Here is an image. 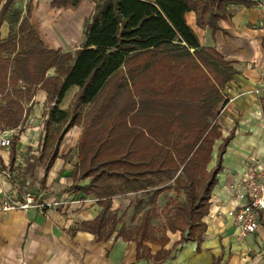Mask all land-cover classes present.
Here are the masks:
<instances>
[{
  "label": "trees",
  "instance_id": "16d2710c",
  "mask_svg": "<svg viewBox=\"0 0 264 264\" xmlns=\"http://www.w3.org/2000/svg\"><path fill=\"white\" fill-rule=\"evenodd\" d=\"M13 1L3 4L0 25ZM94 1L95 10L84 24V45L74 55L44 45L29 26V5L18 28L20 35L0 39L4 101L0 130L21 126L36 89L45 90L50 109L44 113L37 161L46 175L64 134L74 125L81 126L71 188L94 195L101 206L78 229L107 239L120 222L111 209L115 195L152 192V203L164 191L158 181L170 179L184 197L172 201L161 229L180 232L176 245L198 240L222 170V156L233 137L230 132L223 138L215 165L208 168L213 144L222 135L218 115L227 102L222 90L236 71L215 48L200 45L185 13L194 11L197 25L207 26L214 35L219 20L229 15V4L250 6L254 1ZM79 2L52 0V5L75 8ZM71 87L77 90L69 105L60 108ZM262 110L264 116V100ZM15 140H11L10 164L15 160ZM154 217L155 210L147 207L138 225L122 224L116 236L135 241L138 256L143 255L145 242L159 245L154 257L160 262L171 251L164 249L169 237L157 235Z\"/></svg>",
  "mask_w": 264,
  "mask_h": 264
},
{
  "label": "crops",
  "instance_id": "0c3cea01",
  "mask_svg": "<svg viewBox=\"0 0 264 264\" xmlns=\"http://www.w3.org/2000/svg\"><path fill=\"white\" fill-rule=\"evenodd\" d=\"M253 1L250 6L229 4V15L219 20L220 29L214 35L207 26L197 25L194 11L185 13L186 23L200 45L215 48L236 71L222 90L227 99L218 117L222 135L213 144L208 168L215 165L223 138L230 132L233 137L222 156V170L212 189L209 213L202 218L205 229L200 238L176 245L180 232L167 231L169 241L164 249L171 253L166 259L158 262L152 256H138L135 241L116 235L122 224L128 227L126 212L135 196L139 198L146 194L144 191L120 193L112 198L111 209L117 212L120 222L107 239L100 240L97 235L78 229L82 222L92 220L101 206L94 195L71 188V173L78 162L76 145L82 131L81 126L74 125L64 134L47 174L44 175L40 164L36 166L40 178L38 200L47 207L0 210V264H264V226L239 237L232 219L215 212L216 204L229 201V185L238 183L246 157L254 154L264 158V5ZM6 2L0 1V10ZM95 4L94 0H80L75 8H64L53 6L52 0H14L0 25V39H8L11 33L20 35L18 28L29 5V26L46 47L61 52H69L71 48L76 51L84 45V24L94 12ZM76 90L77 87H71L66 91L64 108ZM45 101L46 91L37 88L32 101L26 105L29 113L24 124L12 128V138L16 139L13 164L28 147L40 146L41 153L44 133L40 126L44 127L47 117L44 113L48 108ZM3 102L0 94V104ZM10 152L11 145L0 147L2 167L13 165ZM147 246L152 255L160 249L157 244Z\"/></svg>",
  "mask_w": 264,
  "mask_h": 264
},
{
  "label": "built area",
  "instance_id": "2783aa9c",
  "mask_svg": "<svg viewBox=\"0 0 264 264\" xmlns=\"http://www.w3.org/2000/svg\"><path fill=\"white\" fill-rule=\"evenodd\" d=\"M257 1L258 5H264V0ZM12 134L13 129L0 132L1 148L11 145ZM229 191V201L216 204L215 212L232 219L237 236L244 237L264 226V158L254 154L247 156L238 183L230 184ZM0 193V210L5 212L27 208L43 210L47 207L38 200L39 193L15 186L7 164L0 165Z\"/></svg>",
  "mask_w": 264,
  "mask_h": 264
},
{
  "label": "rangeland",
  "instance_id": "374dc122",
  "mask_svg": "<svg viewBox=\"0 0 264 264\" xmlns=\"http://www.w3.org/2000/svg\"><path fill=\"white\" fill-rule=\"evenodd\" d=\"M81 46V45H80ZM74 49H69V52L74 55ZM50 107V105H49ZM60 108L65 107L64 100L61 101L59 104ZM50 108H47L45 111L48 112ZM222 109H220L219 115L221 114ZM27 117V116H26ZM26 118L24 119V121ZM24 121L22 125L24 124ZM10 128H4L1 129L7 130ZM40 129H42V133L44 127L40 126ZM31 151H35L40 153V146L38 148L34 147H28L27 149L23 150L22 157L20 159H17L13 165H11V174L13 177V183L17 188H23L27 191H30L32 193H38V190L40 189V186H37V182L39 183L40 178H38L37 174V160L39 154H33ZM158 187H164V192L160 194L157 197L155 196V201L151 203V198L154 196L152 195V192H150L148 195L143 194L139 198L135 196V200L132 203L131 208L128 212H126V223L128 225V228H132L139 224L140 221V213L146 208V207H152L155 210V217L153 219V224L157 228V235H163L165 233L167 235V231L163 232L161 229V226L164 223L165 220V212L170 208V205L172 204V201L176 198L183 199L184 195L182 192L178 193L174 189V185L172 180L170 179H163L161 181H158ZM138 201H141L138 203ZM149 244H154L150 242H145L143 249L140 250V252L145 256H152L154 259L155 254L150 253V248L147 246ZM159 250V249H158ZM157 250V251H158ZM156 260V259H155ZM157 261V260H156ZM159 262V261H158Z\"/></svg>",
  "mask_w": 264,
  "mask_h": 264
},
{
  "label": "water",
  "instance_id": "95a60500",
  "mask_svg": "<svg viewBox=\"0 0 264 264\" xmlns=\"http://www.w3.org/2000/svg\"><path fill=\"white\" fill-rule=\"evenodd\" d=\"M49 72H50V73H53V69H51Z\"/></svg>",
  "mask_w": 264,
  "mask_h": 264
}]
</instances>
